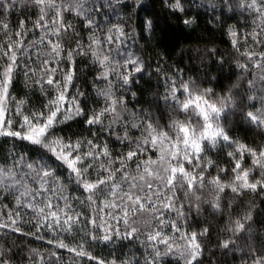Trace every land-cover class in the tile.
<instances>
[{"label": "snow or ice", "instance_id": "1", "mask_svg": "<svg viewBox=\"0 0 264 264\" xmlns=\"http://www.w3.org/2000/svg\"><path fill=\"white\" fill-rule=\"evenodd\" d=\"M164 2L173 12L184 11L181 0ZM28 3L36 14L31 29L22 22L9 35V24L0 19V31L8 37L0 43V137L27 141L33 146L30 152L35 158L16 154L11 160L4 157L0 162V195L7 194L5 199L11 195L18 209L7 214V222L0 223V229L27 235L17 225V218L21 216L19 209L26 208L33 213L35 232L31 235L37 239L41 238L38 234L43 229L71 233L83 218V213L76 211L65 195L66 183L74 182L83 197H77L76 201L81 205L87 202L95 213L87 219V224L96 230L88 234L89 239L107 242L119 237L133 241L144 236L143 243L151 249L144 264H162L163 257L169 255L177 256L183 264H203L200 237L208 235L209 229L182 231L177 220L169 219L168 214L175 211L178 218L186 220L193 208L200 212L204 204L214 212H220L222 194L227 191L236 195L264 192V148L252 149L235 142L226 128L228 117L238 107L250 108L241 112L243 118L264 128V50L241 53L248 63H238L242 73L240 79H246L244 73L251 78L246 79V86L237 81L223 95H215L211 88L201 89L192 80L181 79L178 83L168 80L167 90L154 105L159 111L162 101L171 110L170 122L161 123L163 114L156 117L150 110L143 109L129 112L123 93L116 96L112 91L113 80L127 88L137 82L133 77L144 71L143 61L131 54L126 56L123 64L111 55L117 40L123 43L120 38L129 34L123 27L115 25L109 29V35L98 36L93 31L100 27L94 16L113 8L114 4L135 13L141 0H28ZM222 4L223 8H233L232 0H222ZM14 7L16 0H0V17ZM215 7L212 5L213 10ZM236 7L253 13L264 24V0H237ZM143 10L148 12L146 7ZM65 13L82 18L90 33L87 42L80 39L75 26L65 20ZM140 19L141 30L151 32L154 21ZM183 23L191 25L194 21L184 19ZM29 32L35 34V38L28 37ZM261 32H264V26ZM68 33L76 36L75 47L65 49L63 41ZM250 35L260 42V33ZM228 36L233 48L240 51V34L229 28ZM77 56L89 58L98 65L96 80L106 83V88L97 89V94L104 98L103 107L99 111L90 110V114L80 107L78 97L83 96V92L77 91L71 97L67 95L68 85L77 71ZM20 71L29 79L35 78L33 82L42 92L47 91L45 85L55 88L56 96L45 105L47 112L24 114V101L17 100L11 92L14 76ZM131 95L135 97L136 93ZM66 103L68 107L64 109ZM10 104L15 107H9ZM181 114L183 119L179 118ZM13 115L22 118L15 128ZM193 116L197 117L195 121ZM76 117H83L82 123L89 130L99 126L93 139L73 141L57 136L56 126ZM104 134L126 151L114 154L107 140L100 142L99 138ZM221 143L235 145L234 151L228 153L234 161L233 179L229 183L220 179L219 172L227 171L223 168L218 170L217 176L205 178L207 170L214 166L206 157V149ZM245 153L252 157L251 168L242 166ZM254 171H258L259 178L252 176ZM64 172L68 176L62 179ZM181 190L183 198L189 201L187 213L184 204L177 203ZM206 190L211 199L205 198ZM249 220L251 216L245 215L232 221L229 230L233 236L250 231ZM166 227L178 233L183 243L171 242L172 238L164 231ZM53 242L48 241L49 244ZM55 243L59 248L68 247L61 239ZM235 243V239L229 238L221 241L219 247L229 249ZM160 245L164 246L163 252ZM68 251L97 260L83 244L68 248ZM250 255L251 264H264V251L257 254L253 250ZM4 257V251L0 250V264H9ZM40 259L43 261V257ZM97 264L105 262L98 260ZM135 264L140 261L136 260Z\"/></svg>", "mask_w": 264, "mask_h": 264}, {"label": "trees", "instance_id": "2", "mask_svg": "<svg viewBox=\"0 0 264 264\" xmlns=\"http://www.w3.org/2000/svg\"><path fill=\"white\" fill-rule=\"evenodd\" d=\"M233 8L231 10L223 8L222 0H181L184 11L173 12L170 10L164 0H141V6L135 9V13L124 8L123 5L114 4L113 8L105 9L103 12L94 16L96 23L100 25L99 29L93 28L98 36L111 34L109 29L114 25L121 26L129 34L121 37L124 42L117 40L113 46L112 57L123 64L126 56L131 54L134 58L143 61L144 71L137 74L133 79L136 83L130 87H124L118 80H113L112 91L116 96L123 93L129 112H138L143 109L151 111L154 116L160 117L163 114L161 123H168L170 109L161 101L159 111L154 106L157 99L167 90V81L173 80L179 82L181 79L192 80L201 89L211 88L215 95H223L227 89L240 81L246 86V79L251 78L249 74L244 73L245 80H241V71L237 67L238 63H248L247 58L241 55L242 52H260L264 50V32L261 27L264 26L256 16L236 7L237 0H232ZM212 5H216L213 10ZM147 8L146 13L143 8ZM151 19L154 21V27L151 32L142 31L139 27L141 19ZM9 24V35H12L18 25L26 22L29 29L32 22L36 19L35 9L28 3V0H16V7L0 17ZM184 19H192L194 23L185 25ZM65 20L75 26L79 33V38L87 42L90 33L81 17L74 14L65 13ZM233 28L240 34V51L233 48L228 36V29ZM260 33L258 40L254 41L250 34ZM28 37L35 38V34L28 33ZM244 37H247L245 40ZM0 43H3L8 37L3 36L0 31ZM76 36L68 33L65 36L63 45L65 49L75 47ZM108 46L105 45V50ZM39 62V61H37ZM76 74L73 81L67 88L69 97L76 95L77 91L83 92L79 96L80 107L90 114V110L99 111L104 105V98L97 94V89L106 88L104 81L96 80L99 75V66L86 57H75ZM179 70V71H178ZM258 71V70H257ZM142 78H139L141 77ZM215 77V79H213ZM18 72L13 79L11 89L13 97L24 101V114L29 112H47L45 105L50 98L56 96L55 88L45 85L46 92L41 91V87ZM95 81V83H94ZM132 92L136 95L133 97ZM259 107V102H255ZM247 104V102H246ZM15 107V105H9ZM68 107V103L64 106ZM251 110L248 107L237 108L233 115L228 117L226 128L231 138L238 143L246 145L248 148H264V128L257 127L243 118L241 112ZM63 111V109H62ZM183 119V114L180 115ZM13 127L21 117L12 116ZM193 121L197 119L192 117ZM83 117H76L63 124L56 126L57 136L65 139L71 138L73 141L78 139H93L96 133L95 126L91 130L82 123ZM135 131V130H133ZM123 133H121L122 135ZM100 142L107 140L109 148L113 153L126 151L122 145L108 138L107 134L101 135ZM235 145L227 146L223 143L215 148L206 149V157L213 161L214 166L205 173L206 180L211 179L218 174V170L227 169L225 172H219L222 182L229 183L233 179L231 171L234 161L228 156L229 152L234 151ZM33 149L27 141L13 139L11 137H0V162L4 157L11 160L12 155L23 154L26 158L34 159L30 150ZM155 159L156 157L153 156ZM252 157L244 154L242 166L251 168ZM190 169V166L186 165ZM60 171H64L60 169ZM68 176L64 172L62 179ZM252 176L259 178L258 171H254ZM250 176V179L252 178ZM0 195V223L7 222V214L15 213L18 209L15 200L11 195L4 198ZM65 195L69 197V202L74 204L75 210L83 213L80 223L75 225L71 233L58 231L53 233L48 229H43L38 234L41 238L37 239L31 233L35 232L33 227V213L26 208H20L21 216L17 218V225L22 233H14L9 229H0V250L4 251L5 259L9 264H97L102 260L105 264H135L136 260L144 264V258L151 251L147 248L145 237L140 236L138 240H122L119 237L105 242L102 239L91 240L88 234L96 231L91 225L87 224V219L95 215L93 209L87 202L83 205L76 201L77 197L83 199L74 182L66 183ZM222 210L214 212L207 204L202 205L201 211L196 212L192 209L187 219L177 217L175 211L168 214L169 219L177 220L181 225L182 231L200 232L204 228L209 229L206 236L200 237L203 245L202 261L203 264H251L250 253L256 250L257 254L264 251V192H244L236 195L231 191L222 194ZM205 198L211 199L205 191ZM177 203L184 204V211L187 213L189 201L183 198L182 190L178 193ZM63 201H61V205ZM250 215L251 220L247 221L251 225L248 232L233 236L229 230L232 227V221L237 218ZM122 227V226H121ZM164 231L172 238L174 244H182L179 234L166 227ZM235 239V245H230L229 249L219 247L221 241L225 239ZM57 239L63 240L67 248L56 246ZM53 240L52 244L48 241ZM79 244L84 245L88 251L97 260H89L87 257L76 256L74 252L68 251V248H77ZM163 252L164 246H159ZM55 253V255H53ZM43 257V261H41ZM162 264H183L175 255L163 257Z\"/></svg>", "mask_w": 264, "mask_h": 264}]
</instances>
